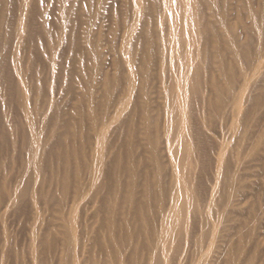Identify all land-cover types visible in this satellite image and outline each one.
<instances>
[{"label": "bare ground", "instance_id": "obj_1", "mask_svg": "<svg viewBox=\"0 0 264 264\" xmlns=\"http://www.w3.org/2000/svg\"><path fill=\"white\" fill-rule=\"evenodd\" d=\"M0 105V264H264V0H0Z\"/></svg>", "mask_w": 264, "mask_h": 264}, {"label": "rangeland", "instance_id": "obj_2", "mask_svg": "<svg viewBox=\"0 0 264 264\" xmlns=\"http://www.w3.org/2000/svg\"><path fill=\"white\" fill-rule=\"evenodd\" d=\"M109 70H112L109 66L107 67ZM58 94H56L55 95V97H57L58 99L60 98V96H61V93H59V92H57ZM70 98V96H65V97H62V99H60V102H61V104L64 106V107H68V99ZM3 109V105H0V113H1V110ZM19 120V117H18V115L16 116V121H18ZM261 193L263 194L264 193V190H261ZM264 195V194H263ZM262 195V196H263ZM264 197V196H263ZM0 206H1V208H0V210L1 211H3V210H5L7 207H5L6 205L5 204H0ZM85 207H87V209L84 207V211L82 210V212H85V214H86V216H84V213H83V216L85 217V219L87 218V219H89V221L91 220L90 218V212H91V208H90V205L88 204V203H86L85 205H84ZM3 207H5V209L3 208ZM8 209V210H7ZM6 209V211H4V217H5V219L4 220H6V224H8L7 226H8V228H9V231L11 232V234L13 235V237H15L16 238V240H15V243L16 244H18V246L20 245V247H23L25 244V242L26 241H24V240H26V238H24V237H26V231H25V226H24V224L26 225V221H27V218H26V215H25V212L23 211V212H19V211H14V209L13 210H11L10 208H7ZM10 209V210H9ZM24 209V208H23ZM27 209V208H26ZM25 210V209H24ZM49 211H44V215L46 214L47 215V213H48ZM89 216H88V215ZM87 221V220H86ZM92 221H90V223H91ZM263 229V228H262ZM263 232H264V229L262 230ZM262 232V236L264 237V233ZM19 239V240H18ZM18 241H20V242H18ZM22 244H23V246H22ZM11 261V260H10ZM12 262V261H11ZM6 264H11V263H9V261L8 262H6ZM13 264V263H12Z\"/></svg>", "mask_w": 264, "mask_h": 264}]
</instances>
